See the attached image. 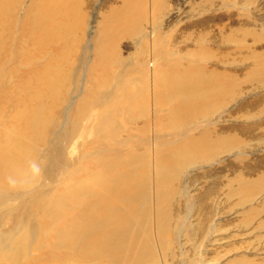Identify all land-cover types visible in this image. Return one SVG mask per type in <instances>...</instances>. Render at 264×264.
<instances>
[{
	"label": "rangeland",
	"instance_id": "374dc122",
	"mask_svg": "<svg viewBox=\"0 0 264 264\" xmlns=\"http://www.w3.org/2000/svg\"><path fill=\"white\" fill-rule=\"evenodd\" d=\"M21 1L3 43L0 131L15 126L8 89L28 92L26 105L48 66L65 78L38 155L41 191L0 213V238L28 215L42 225L56 198L55 222L68 228L102 200L124 233L116 264H264V0H70L60 43L37 50L21 21L44 0ZM32 53L41 61L29 72ZM126 181L129 202L111 185ZM101 208L89 228L110 214Z\"/></svg>",
	"mask_w": 264,
	"mask_h": 264
},
{
	"label": "bare ground",
	"instance_id": "6f19581e",
	"mask_svg": "<svg viewBox=\"0 0 264 264\" xmlns=\"http://www.w3.org/2000/svg\"><path fill=\"white\" fill-rule=\"evenodd\" d=\"M42 3L41 12L34 13L38 10L33 8L21 21L22 34L30 40L33 44L31 48L35 50L38 49V45L44 48L56 44L57 39L63 34L66 22L71 20V15L68 12L70 0H44ZM22 4L21 0H0V68L6 61L3 51L6 50L7 45L3 43L6 42L7 36L10 38L14 34V23L18 18L17 9ZM58 43H60L59 39ZM20 53L24 54L25 50H21ZM40 61L41 59L32 53L25 61L26 69L30 70L29 72L34 71L36 67L33 66ZM59 65L62 66V64ZM59 65H50L40 76L37 75L35 80L38 81L37 89L33 88L30 77L26 76L22 81L24 86L32 84L29 104L23 105V99L28 95V92L24 93L22 89V91L19 90L20 86L17 85L14 90L9 91L8 89V92L4 91L6 101L18 93L15 95L18 100L14 105L18 104L15 105L13 130L5 133L1 131L7 129H0V213L18 209L14 206L15 203L25 202V198L29 196L33 198V195L41 191L42 183L37 179L36 169L43 166L39 163L38 155L40 149L46 145L44 138L47 136L49 127L56 121L55 112L58 108V100L60 102L62 100V89L59 85L60 82L63 83L61 78L64 80L65 77H60ZM13 72L11 75L9 74L11 81L18 78V74ZM163 81L164 79L159 82V89H162V93L166 90ZM178 88L182 89L181 86ZM2 93L1 90V98L3 97ZM19 103L22 104L19 105ZM82 113L80 110L79 114ZM79 121V119L72 120L67 130L71 135L80 127ZM36 145H39L40 148L38 149ZM129 161L127 160L125 164ZM98 175L101 176L100 173ZM107 182L104 181V183ZM111 185L115 193L122 196L126 202L130 201L133 192L131 191L132 185L128 181L115 187L113 184ZM77 191L91 193L88 188L82 189L80 186ZM141 192L143 193V188ZM61 203L62 198L60 199V197L51 202L55 208ZM101 206L108 212L110 211V214L96 220L98 227L89 228L95 222L92 215L93 210L100 211L102 210ZM55 208L48 203L45 204L43 215L45 221L42 225L29 220L30 215H28L25 216L26 222L18 220L15 223L14 231L3 232L0 238V264H47L51 260L52 263L58 264L60 260H65L69 255L75 257L72 264H78L83 260L82 258L92 257L94 261L91 264H116V255L122 248L124 240L122 225L118 223L120 219L118 210L102 200L87 203L83 206L84 213L81 221L72 228H68L55 222L57 216ZM29 224L33 229L28 227ZM23 230L30 231L25 241L22 239ZM51 239H57L53 246L50 243ZM87 239L91 240L89 244H86ZM146 254L151 255L149 251Z\"/></svg>",
	"mask_w": 264,
	"mask_h": 264
}]
</instances>
